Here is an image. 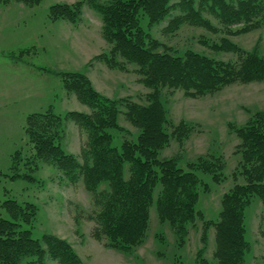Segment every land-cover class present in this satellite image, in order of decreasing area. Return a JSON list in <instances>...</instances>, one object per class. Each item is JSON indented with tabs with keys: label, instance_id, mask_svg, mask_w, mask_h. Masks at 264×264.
Wrapping results in <instances>:
<instances>
[{
	"label": "trees",
	"instance_id": "obj_1",
	"mask_svg": "<svg viewBox=\"0 0 264 264\" xmlns=\"http://www.w3.org/2000/svg\"><path fill=\"white\" fill-rule=\"evenodd\" d=\"M17 1L34 5L41 0ZM86 2L102 15V34L111 45L109 53H100L93 60L124 71H130L128 63L135 64L133 70L150 89L147 103L108 97L96 89L85 72H59L65 90L75 93L90 112L71 110L62 115L50 106L29 114L24 130L31 151L29 155L23 150L11 154L9 176L35 183L38 179L34 172L43 162L72 183L82 178L95 203L101 205L94 235L105 239L107 247L132 252L142 244L154 203L160 222H168L179 245H183L190 226L203 217L197 203L200 189L207 191L209 186L200 172L209 173L213 181L220 183L225 177L226 161L210 153L189 162L184 169L181 156L159 158V151L172 138L183 143L193 130L184 121L173 126L171 132L166 129L162 90L181 89L186 96L199 98L233 83L264 82V55L258 45L244 49L231 38L264 27V0H77L51 5L49 17L77 23ZM175 10L180 12L169 20L165 30L175 31L188 23L222 32L219 40L202 41L214 52H231L236 59L223 60L194 49L177 53L154 38L150 28ZM204 10L218 19L220 28L203 15ZM121 114L139 132L136 141L124 140L118 147L110 130H125L119 123ZM67 120L87 133L83 161L64 146ZM228 125L239 139L234 150L239 161L232 173L236 182L222 196L218 221L202 218L203 247L197 251L194 264H244L251 250L246 238V208L255 195L264 207V109L251 112L241 126L233 122ZM240 177L242 182H238ZM103 183L108 188L99 190ZM158 186L161 190L155 201ZM1 206L9 217L0 216V264H81L68 240L49 232L34 236L36 204H20L7 198ZM211 226L215 229V250L213 260H208L204 253Z\"/></svg>",
	"mask_w": 264,
	"mask_h": 264
},
{
	"label": "rangeland",
	"instance_id": "obj_2",
	"mask_svg": "<svg viewBox=\"0 0 264 264\" xmlns=\"http://www.w3.org/2000/svg\"><path fill=\"white\" fill-rule=\"evenodd\" d=\"M75 1L41 0L34 5L17 0L0 1V216L9 217L1 206L7 198H13L20 204H36L34 236L49 232L68 240L80 256L81 264H194L197 251L203 247L202 218L218 221L222 196L236 182L232 173L239 161V156L234 154L239 139L229 130L228 123L241 126L251 112L264 109V82L233 83L199 98L188 97L181 89L174 92L167 88L162 90L168 117L166 129L171 132L173 126L184 121L193 130L183 143L172 138L159 151V158L181 156L180 165L187 169L189 162L202 155L223 156L225 177L216 183L209 173L200 172L209 189H200L197 208L203 217L190 226L185 244L179 245L168 222H160L154 203L142 244L132 252L107 247L105 239L99 240L94 235L96 215L101 205L95 203L82 178L72 183L53 166L43 162L34 172L38 179L35 183L9 176L11 154L23 150L29 155L31 151L24 130L29 114L42 112L50 106L62 115L71 110L90 112L89 106L80 102L75 93L65 90L59 72H85L100 93L111 98L147 103L146 93L150 89L139 80L141 76L133 70L137 67L135 64L128 63L130 71H124L111 68L102 60H93L100 53H109L111 45L102 34V15L91 4L86 2L83 5L82 18L77 23L50 19L51 5ZM195 1L197 3L198 0ZM179 12L175 10L153 25L150 28L152 36L177 53L194 49L223 60L236 59L237 56L231 52H214L202 41L219 40L222 32H212L188 23L175 31L165 30L169 20ZM203 15L215 26H220L218 19L209 11L204 10ZM231 38L244 49L258 45L264 55V27ZM91 60L92 64L88 66ZM119 123L125 130H110L114 144L120 147L124 140L136 141L139 129L123 114ZM64 128L65 148L83 161L86 131L71 120L65 121ZM242 181L240 177L238 182ZM99 188L108 186L103 183ZM160 190L158 186L154 191L155 201ZM263 211L259 196H253L246 208V238L251 242V250L246 254L244 264H264ZM214 250L215 229L211 226L204 257L213 260Z\"/></svg>",
	"mask_w": 264,
	"mask_h": 264
},
{
	"label": "crops",
	"instance_id": "obj_3",
	"mask_svg": "<svg viewBox=\"0 0 264 264\" xmlns=\"http://www.w3.org/2000/svg\"><path fill=\"white\" fill-rule=\"evenodd\" d=\"M1 1V0H0Z\"/></svg>",
	"mask_w": 264,
	"mask_h": 264
}]
</instances>
